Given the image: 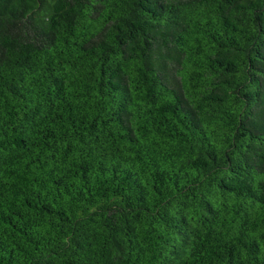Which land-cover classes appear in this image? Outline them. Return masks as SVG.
Returning a JSON list of instances; mask_svg holds the SVG:
<instances>
[{
  "label": "trees",
  "instance_id": "obj_1",
  "mask_svg": "<svg viewBox=\"0 0 264 264\" xmlns=\"http://www.w3.org/2000/svg\"><path fill=\"white\" fill-rule=\"evenodd\" d=\"M0 264H264V0H0Z\"/></svg>",
  "mask_w": 264,
  "mask_h": 264
}]
</instances>
